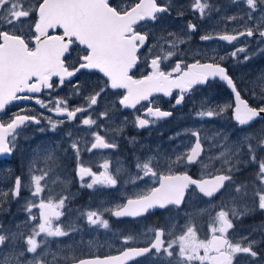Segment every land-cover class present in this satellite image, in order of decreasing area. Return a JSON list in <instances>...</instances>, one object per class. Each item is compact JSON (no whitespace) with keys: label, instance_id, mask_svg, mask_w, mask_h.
Instances as JSON below:
<instances>
[{"label":"snow or ice","instance_id":"snow-or-ice-1","mask_svg":"<svg viewBox=\"0 0 264 264\" xmlns=\"http://www.w3.org/2000/svg\"><path fill=\"white\" fill-rule=\"evenodd\" d=\"M231 2L237 6L246 5L247 21L254 23L255 27L246 26L243 31L235 34H220L215 37L205 34L200 39L205 41L219 39L232 43L240 36L253 37L256 34L264 39V0H231ZM206 9L211 10L207 0H192L191 10L194 13L198 12L201 18L204 17ZM163 14H170V8L158 4L157 0H135L127 8L112 5L110 0H39L38 3H34L33 0H0V112H3L6 105L13 101L33 99L28 94L40 93L43 89H53L57 84L63 85L66 79L70 80L78 73H82V70H95L102 74L103 85H98L96 90L85 94L84 104L70 109L66 100L57 99L54 101V108H48V111H54L56 115L66 117L68 121L76 120L79 113H87V116L80 118V123L89 128L93 126L102 128L98 120L108 118V110L98 112L97 118L93 119L92 113L96 112L94 106L98 105L108 90L122 89L123 93H117L118 103L122 108L135 109L141 102H147L145 118L136 119L137 126L143 128L150 123L147 117L160 119L172 115L169 111L150 106L154 104L155 94L171 97L173 89H178L179 93L173 106L181 105L186 93L191 92L197 85L205 84L209 78L219 77L234 93L233 118L238 126L249 125L257 119L264 120V106L251 107L241 97L226 69L218 63H201L197 60L182 67V62L177 61L171 72L162 70V62L177 55L176 49L180 44L185 43V40L176 33L169 32L167 35L172 39L161 36L156 43L149 45V32L143 29L149 22L156 25L162 20ZM32 17H35V22L29 24ZM227 19L235 20L237 17L231 16ZM26 24L29 25L31 35L21 33V29ZM187 27L189 31H196V25L192 23ZM58 29L62 31L58 33ZM146 45L145 63L150 72L142 78H135L134 70L138 68L141 57L145 56L141 49H145ZM77 48L82 49V54L74 59L73 52ZM245 52V48L238 47L231 52V56L236 58L239 53ZM248 58L247 55L244 56L245 60ZM54 77L58 80L54 81ZM260 92L264 97V83L260 85ZM74 94H81L79 88ZM36 103L47 107L39 99H36ZM227 107L232 106L227 105L219 110H201L196 115L201 119L204 117L211 119L221 115ZM48 119L53 131L59 123H63ZM29 122L40 124L41 121L36 116L16 114L7 123L0 122V153L11 154L15 146V138L19 134L17 129ZM40 131L44 129L41 128ZM68 135L71 136L72 133L69 132ZM91 135L93 141L87 148L88 152L116 147V144L107 141L99 131H93ZM191 135L196 137L194 146L184 153L176 154L175 160L166 165V172L158 171L151 158L137 162V174L131 182L136 183L150 178L154 186L134 198H128L126 205L111 210L113 216L137 217L145 214L149 209H164L170 205L180 209L190 188L193 191L198 189L209 198L217 193L223 194L221 190L226 191L228 187H234L236 196L247 195L243 190L244 185L231 183L233 181L231 173L235 167L231 164V160L240 152L244 144L247 145L250 162L258 164L256 178L260 186L255 190L254 196L257 198L258 208L264 210V159H257V150L264 151V137L256 145L249 142V137H245L240 145L228 144L225 138V143L215 145L221 151L209 159L221 160L223 165H229L227 170L220 171L216 175L209 174L208 178L194 179L187 172L174 173L171 170L173 164L183 163L187 166L197 163L204 151L199 133L192 131ZM70 147L79 160V142L73 140ZM45 159L55 162L52 153H49ZM201 163L204 169L209 167L203 161ZM99 167L104 171L96 173L91 167L78 163L77 175L81 181L85 176L91 177V182L82 184L83 187L91 189L94 185L116 186L117 180L107 171L109 163L105 161ZM48 175V170H41L39 175L34 174L31 177V195L38 199L29 201L25 206L27 221H36L31 225V234L24 240L27 247L18 253L13 249L8 256L0 258V264H25L21 260L25 253L34 254L29 264H47L42 258L43 254L36 255L37 249L47 243V237L68 235L67 231L54 224V221H58L63 215L61 209L68 197H62L58 201L41 197L47 186ZM42 181L45 183L42 184ZM21 186V179L17 177L11 193L13 197L20 195ZM33 208L39 209L38 216L33 212ZM230 215L237 217L241 213H238L235 207L228 209L226 205H221L208 224L207 235L203 238L199 235L195 224L189 221L178 235H173L171 231L166 232L164 229L155 230L152 241L147 247L127 249L119 256L103 259H80L74 261V264H125L128 259L149 253L158 258H168V264H196V262L234 264V261L239 264L236 258L241 254L251 258L246 264L253 262L258 264L259 253L255 250L257 241L250 238L251 234L235 240L230 237L229 230L234 228ZM86 219L91 226L109 228L108 220L103 219L99 211H88ZM42 233L45 239L38 243L36 237ZM23 235V233L11 232L6 234L0 226V248L9 240H15ZM129 239L125 238L124 243H128ZM172 258H175V262ZM56 260L57 256L53 254V262Z\"/></svg>","mask_w":264,"mask_h":264},{"label":"rangeland","instance_id":"rangeland-1","mask_svg":"<svg viewBox=\"0 0 264 264\" xmlns=\"http://www.w3.org/2000/svg\"><path fill=\"white\" fill-rule=\"evenodd\" d=\"M37 1L39 0H33L34 3ZM168 2L170 7L173 4V7L176 8L172 15L173 22L176 20L175 16L182 12L183 16L191 14L192 18L202 22L204 28L209 32H239L243 31L246 26L255 27L254 23L247 21L246 5L237 6L231 0H207L211 10L206 9L203 18L198 12L194 13L191 10L192 0H169ZM231 16H235L237 19L228 20L227 17ZM29 24H31V19ZM28 27L29 25L26 24L21 29V33H28ZM172 27L166 31V35L169 32L176 33L185 40V43L188 42L189 35L186 36L188 31H186L185 26L179 25L177 30L172 29ZM240 46L246 49L245 53H239L234 58L236 62L245 64V71H240L237 76L240 87L248 99L250 98L264 106V97L260 92V85L264 83V51H262L264 50V40L259 36L253 43L247 39L239 41L238 46L229 47L231 49L230 58H233L231 52ZM211 48L218 49L216 44ZM245 55L249 57L247 60L244 59ZM224 58L225 56H223V60ZM90 84V89L80 92L81 94H74L75 91L56 90L36 98L43 101L47 107L37 104L35 99L32 105H21L16 109L20 112L26 111L28 115L36 116L40 119L41 124L29 123L24 127L15 138L11 159L0 158V226L6 234L10 232L24 234L15 240H9L4 247L0 248V258L8 256L13 249L18 253L27 247L24 240L31 234V225L35 224L36 221H27L25 206L29 201H37L38 199L31 195V177L34 174L39 175L41 170L49 171L47 186L41 197L44 199L52 198L54 201L65 196L68 197L61 209L63 215L58 221H54V224L67 231L68 235L47 237V243L42 244L37 249L36 255L43 254L42 258L47 264H68L84 258L114 255L129 245H135L139 242L144 243L143 245L146 247L145 245L152 241L154 232L158 228L178 235L189 221L195 224L199 235L203 238L207 235L208 224L221 205H226L227 208L231 209L233 207L235 209L241 208L240 212L245 205L250 206V208L258 207V201L255 202L254 200H257L254 192L260 186L256 178L258 164L250 162L247 145L244 144L240 152L232 157L231 164L235 167L231 175L233 176L232 184L244 185L247 195L236 196L233 187L216 202L208 203L204 200L200 202L202 199H199L196 192H192L181 210L169 207L161 212L148 215L147 220L143 217L141 219L139 217V220L123 218L115 221L112 219L111 210L125 205L128 198H134L154 186L150 178H145V180L136 183L131 182V179L137 174V162L151 158L158 171L166 172V165L175 160L176 154L184 153L193 146L196 137H193L191 132L197 131L204 151L202 159L195 164L197 165L195 172L199 179L208 178L209 174L216 175L220 171H226L229 167V165H223L219 159H209L221 151L220 148L215 147L217 143L223 144L227 138L228 144L240 145L245 137H249V142L256 145L264 137V125L261 124L260 127L248 129L237 128V125L232 123V114L229 115V111L233 110L232 107H227L221 115L211 119L197 117L196 113L201 110H219L227 105L232 106L225 93L217 89L216 86H212L200 95L193 93L189 96L183 102L182 110L173 123L159 124L157 144H152L150 148L153 149L149 148L146 151L145 140L149 139L150 133L144 135L140 134L141 130H138V135L142 136V139H138L137 132H134L137 131L134 121L127 117L126 119L117 118L115 115V113L118 114V99L113 96L104 95L98 102V106H95L96 112L92 114L93 119H96L98 112L108 110V118L98 120V124L102 125V128L96 126L89 128L83 126L80 119L72 122L66 120L65 117L56 115L54 111H48V108H54V101L57 99L66 100L70 109L84 104L83 96L96 90L97 86L100 85L99 82H90ZM48 118H51L53 122L63 121V123H59L53 131ZM7 119V117L1 119L0 122L4 123ZM41 128L44 131H40ZM129 128L131 131L128 130ZM93 131H99L107 141L116 144V147L106 151L93 150L88 152L87 148L93 141L91 135ZM69 132L72 133L71 136L68 135ZM131 132L133 133L131 134ZM73 140L79 142V160L70 147ZM122 143L125 144L120 145ZM49 153L54 155V163L45 159ZM114 159L120 161V165L116 166V161L112 164ZM257 159H264V151L257 150ZM105 161L109 163L108 173L117 180L116 186L94 185L91 189L83 187L82 184L91 182V177L85 176L84 180L81 181L77 175L78 163L91 167L93 172L100 173L104 169L100 168L99 165ZM201 161L208 164L209 167L204 169ZM191 169L192 165L185 166L183 163L173 164L171 168L172 172L178 170L188 172ZM17 177L21 179L22 186L20 195L13 197L11 193ZM43 183L45 181H42ZM71 185H74L76 189L70 188ZM250 208H247V211ZM90 210L101 212L102 218L108 220L109 228L104 229L98 225H89L86 213ZM33 212L37 216L39 215L38 208H33ZM161 224H165V226L161 227ZM125 238H130L128 243H124ZM36 239L38 243L44 240V234L42 233ZM255 239L257 241L255 250L260 253L257 248L261 247V264H264V242H262L264 235ZM53 254L57 256L55 262H53ZM33 255L32 253H25L21 260L25 264H29ZM172 259L175 262V258ZM236 259L239 264H246L247 261L251 260L250 257L243 254L238 255ZM140 264H168V258L150 255ZM234 264H236L235 261Z\"/></svg>","mask_w":264,"mask_h":264},{"label":"flooded vegetation","instance_id":"flooded-vegetation-1","mask_svg":"<svg viewBox=\"0 0 264 264\" xmlns=\"http://www.w3.org/2000/svg\"><path fill=\"white\" fill-rule=\"evenodd\" d=\"M168 1L169 0H157V3L160 5L169 6L170 14H163L162 20L158 21L156 23V25H152L149 22L148 26L145 29H143V31L149 32V45L156 43L160 39L161 36H164L167 39H172V37H169L168 35H166V31L170 30L171 26H173L172 29H174V30H177L179 25L183 26V27L185 26L186 31H188V34L186 36L189 35V40L185 44L179 45L178 49H176L177 55L173 56L171 59H169L167 61L162 62V64H161L162 70L165 72H171L173 67H174V64L177 61L182 62V67L184 64L194 63L197 60H199L201 63H218V64H220V66H222L226 69L227 74L232 78L233 82L235 83V85L237 87V90L241 93V97L244 100H246L247 103L251 107H257V108L261 107L262 106L261 104L256 103L254 100H251L250 98L248 99L247 95L242 91V89L240 87V82L238 81L237 76L239 75L240 71H242V70L245 71V64L243 62H241V63L236 62L234 60V58H230V56H229L230 51H231V49H229V47L238 46L239 41L244 40V39H247V40H249V42L253 43L255 41V39L257 37H259V35L256 34L253 37H246V36L241 37L240 36L236 41H233L232 43H228L226 41H222L219 39H210V40H206V41L201 40L200 37L205 35V34H210V35L215 37V36H218L220 34H235L236 32H229V31H223V32L211 31V32H209L208 30H206L204 28V24L202 22H199L196 19L192 18L193 16L191 14L188 16H183V15L177 16L176 15L175 16L176 20L173 22L172 15L176 11V8L173 7V4H171V7H170V4ZM38 2L39 1H37L36 3H38ZM134 2H135V0H110V3L112 5H119L120 8H127L130 4H133ZM34 22H35V17H32L31 23H34ZM203 22H204V20H203ZM189 23L196 25V31L192 32V31L188 30L187 26ZM60 31H62V30H59V29L57 30L58 33ZM25 34L31 35L29 27H28V33H25ZM161 43H163V41H161ZM214 44H216V46L218 47L217 50H216V48L215 49L211 48V46H213ZM146 48H147V45H146L145 49H141V52L145 53V56L141 57V61L138 65V68L134 70L135 78H142L146 73L150 72V69L147 67V64L145 63V58L147 56ZM165 48H167V45H165ZM81 54H82V49L77 48V50L75 52H73V58L75 59V57H77L78 55H81ZM241 54H243V53H241ZM223 56H225L224 60L220 59ZM53 80L57 81L58 78L54 77ZM103 80H104V78L102 77L101 73H99L95 70H93V71L82 70V73H78L75 77L70 78V80L66 79L63 85L57 84V86L54 87L53 89H49V90L43 89L40 94L31 95L33 97V99H30L27 101L17 102L15 104L9 106L8 108H6L4 110L3 114L0 115V120L6 119V117H7L8 119L4 121V123H7L8 121L11 120V118H14L15 114H17V113L28 114L26 111L20 112V111H17L16 109L19 108L21 105H27V106L32 105L36 98L44 96L47 93H51V92L56 91V90L57 91H63V92H66V91L72 92V91H75L77 88H79L80 92H83L85 90L90 89V87H91L90 82H92V83H98L99 82L100 86H101V84L103 85ZM212 86H216L217 89H219L220 91H223L225 93V95L228 97V100L230 99V102L232 103V108H233L234 107V98L230 94L228 87L222 81H220L219 78L209 79L204 86H196L191 92H188L185 94L184 101L189 96H191L193 93H197V95H200L202 92L208 91ZM123 91L124 90H122V89L121 90H108L107 95L109 97L113 96L114 98L119 100V96L117 95V93H123ZM178 93H179V90L176 89L172 92L171 97H165L163 95L154 96L153 97L154 104H152L150 106H152L153 108L159 107L160 110H162V111H169L172 113V115L169 117L160 118V119H156L154 117H147V119L150 120V123L143 128H140L137 126L136 119H137V117L145 118L144 113H145V105L147 104V102H141V104L137 105V107L135 109H131V108L130 109H124L118 103V109H117L118 114L115 113V115L117 116V118L120 117V118L126 119V117H127V118L132 119L134 121V124L136 125V128H137V131L135 130L134 132H137V138L138 139H142L141 138L142 136L138 135L139 134L138 130L142 131L140 134L146 135V134L150 133L149 139L145 140V144L147 147L146 151H148L152 144H154V145L157 144L156 142H157L158 137H159V132H157L158 125L159 124L162 125V124H165L167 122L173 123L176 120V117L179 114V112L182 110L181 108H182L183 103L181 105L173 106L175 103V98L178 96ZM96 107H95V109H96ZM15 111H17V112H15ZM230 114H232V111H229V115ZM83 116H85V113H79L76 120H79ZM66 120H67V118H66ZM76 120H73L72 122H75ZM29 123H26L21 128L17 129V132L19 133L20 131H22L24 127L29 125ZM232 123H235L233 118H232ZM40 124H41V122H40ZM261 124H262V126L264 125V120L257 119L254 122H252L251 124H249V126L246 129L252 128V127H257V126L260 127ZM128 130L131 131L130 128ZM132 133L133 132H131V134ZM112 134L115 137H118L114 133H112ZM126 137H128V136H126ZM10 138L11 137H9V139ZM124 144L125 143H122L120 145H124ZM110 149H112V148L96 149V150L106 151V150H110ZM150 149H153V148H150ZM155 153H156V151H155ZM11 156H12V152H11ZM202 157H203V154L200 157V159L198 160V162L202 159ZM9 159H11V157ZM115 159L112 161L113 162L112 164H114V162L116 161V163H115L116 166L120 165V161L115 160ZM196 167H197V165L193 164L192 169L190 171H188L187 173L190 176H192L194 179H199L197 176V173L195 172ZM174 173H181V170H178L177 172H174ZM231 183H233V181ZM233 185H237V184H233ZM70 188L76 189L74 185H71ZM230 188H233V187H228L226 191L222 190L221 192L223 194L219 193L216 196V198H214L213 200H208V199L204 198L203 196H201L197 192V190L193 191L192 188H190L189 191L187 192L186 198H185L180 209H182L184 207V205L186 204V200L188 199V196L192 192H196V195H198L199 199H202V200H200V202H202L204 200V202L206 201L208 203L209 202L214 203L221 196L226 194ZM243 190L246 191L245 189H243ZM251 198H252V196H251ZM254 200H255V202H257L256 199H254ZM247 208H250V206L245 205V207L241 210V212H240L241 208L236 209L237 212L241 213V215L236 217L239 220H237L235 217H232L230 215V219H232V221H233L234 228L229 230V235L233 239H239L241 236H249V234H251L250 238H254V239L255 238H261V236L264 235V210H260L257 206L251 207L248 211H247ZM228 209H231V208H228ZM143 218H145L147 220L148 216H145ZM139 219H141V218H139ZM129 221H133V220H129ZM129 223H131V222H129ZM163 226H165V224H161V227H163ZM158 229H160V228H158ZM143 244L144 243L139 242V243H136L135 245L131 244L128 247H130V248L144 247ZM148 244L149 243H147V245ZM147 245H145V246H147ZM257 250L260 251L258 264H261V260H262V258L260 256L261 247L259 246L257 248ZM151 255H153V254H151ZM145 260H146V258H143V259L141 258L133 264H140L141 262H143ZM253 264H256V262H253Z\"/></svg>","mask_w":264,"mask_h":264},{"label":"water","instance_id":"water-1","mask_svg":"<svg viewBox=\"0 0 264 264\" xmlns=\"http://www.w3.org/2000/svg\"><path fill=\"white\" fill-rule=\"evenodd\" d=\"M241 37H244V36H241ZM91 71H93V70H91ZM102 75V74H101ZM216 78H219V77H216ZM209 79H212V78H209ZM208 79V80H209ZM222 81V80H221ZM227 87H228V85L226 84V82L225 81H222ZM206 84V83H205ZM205 84H203V85H197V86H204ZM228 89H229V91L234 95V93L231 91V89L228 87ZM46 90H49V89H46ZM174 90H176V89H173V91ZM41 93V92H40ZM40 93H32V94H28V95H38V94H40ZM156 95H163V94H155V96ZM234 100H235V97H234ZM17 102H21V101H19V100H17V101H13V102H11L10 104H8V105H6V108L8 107V106H11L12 104H15V103H17ZM5 108V109H6ZM130 109V108H129ZM4 112V111H3ZM3 112H0V114H2ZM254 122V121H253ZM252 123V122H251ZM250 123V124H251ZM247 126V125H246ZM239 127H241V126H239ZM244 127V126H243ZM0 157H3V158H9L10 157V154H7V153H0ZM197 191L199 192V190L197 189ZM222 191V190H221ZM199 194H201L202 196H204L202 193H200L199 192ZM218 194V193H217ZM216 194V195H217ZM215 195V196H216ZM205 197V196H204ZM214 197V196H213ZM213 197H211V198H213ZM206 198H209V197H206ZM211 198H209V199H211ZM126 205V204H125ZM171 206V205H170ZM170 206H168V207H170ZM167 207V208H168ZM164 209H166V208H164ZM158 210H163V209H160V208H155V209H149L145 214H143V215H141V216H137V217H132V216H122V217H115V216H113L114 217V219L115 220H120V219H123V218H131V219H137V218H139V217H143V216H146V215H148V214H150V213H152V212H155V211H158ZM125 250H127V249H125ZM124 250V251H125ZM124 251H122L121 253H119V254H117V255H113V256H119V255H121ZM145 256V255H144ZM107 257H109V256H107ZM107 257H96V258H101V259H103V258H107ZM140 257H143V256H138V257H134V258H131V259H128L127 261H125V264H130L132 261H134V260H136V259H138V258H140ZM90 259H94V258H90ZM71 264H74V263H71Z\"/></svg>","mask_w":264,"mask_h":264},{"label":"bare ground","instance_id":"bare-ground-1","mask_svg":"<svg viewBox=\"0 0 264 264\" xmlns=\"http://www.w3.org/2000/svg\"><path fill=\"white\" fill-rule=\"evenodd\" d=\"M157 153V152H156Z\"/></svg>","mask_w":264,"mask_h":264}]
</instances>
